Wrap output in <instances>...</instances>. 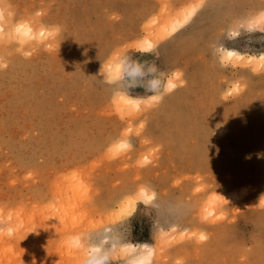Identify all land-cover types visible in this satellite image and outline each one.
Returning <instances> with one entry per match:
<instances>
[{
  "label": "rangeland",
  "instance_id": "rangeland-1",
  "mask_svg": "<svg viewBox=\"0 0 264 264\" xmlns=\"http://www.w3.org/2000/svg\"><path fill=\"white\" fill-rule=\"evenodd\" d=\"M0 6L10 9L8 26H62L56 40L29 45L28 59L15 43L0 44L9 61L0 71V264H80L66 236L108 224L125 230L131 209L121 198L145 183L190 205L167 239L152 240V220L142 211L132 216V240L155 243V264H264V70L247 63L222 69L210 47L264 53L262 31L223 36L229 26H264V0ZM139 40L157 45L156 53H136ZM115 52L181 69L187 85L158 107L127 108L99 81L101 63ZM233 81L244 87L232 92ZM117 139L132 149L116 155L110 146ZM141 157L152 163L139 167ZM200 234L208 236L203 243Z\"/></svg>",
  "mask_w": 264,
  "mask_h": 264
},
{
  "label": "clouds",
  "instance_id": "clouds-1",
  "mask_svg": "<svg viewBox=\"0 0 264 264\" xmlns=\"http://www.w3.org/2000/svg\"><path fill=\"white\" fill-rule=\"evenodd\" d=\"M10 9L0 6V44L9 41L17 45L20 54L28 59L32 50L29 45L46 44L56 38L62 32V26L58 24L47 25L40 23L38 26L28 20L15 21L7 25ZM42 15V13H37ZM258 15L264 16V12ZM113 18H118L115 15ZM264 32V26H256L246 23L237 27L229 26L223 33L224 39L233 41L243 33ZM264 41V36L258 37ZM211 55L222 69L236 68L247 63V66L254 72L264 70V53L259 56L242 52L236 48L227 47L224 43H214L211 46ZM157 45L148 43L145 45L142 40L136 42L134 51L140 56L154 55ZM257 62L261 67L257 68ZM9 67V61L0 55V71ZM98 75L102 77L99 81L111 89L112 98H119L126 101L127 108L136 112L144 108L158 107L163 100L175 91L186 87L184 72L181 69L171 71L161 70L155 60L152 62L141 61L128 52H115L101 63ZM244 85L240 81H233L229 90L240 91ZM144 90L143 95H133L135 89ZM116 155L123 154L132 149L128 139H117L110 146ZM152 161L147 157H141L137 165L141 168L147 167ZM223 198V197H222ZM224 199V198H223ZM225 200V199H224ZM226 201V200H225ZM121 204H129L131 215L126 214L121 223L127 225L125 230H120L117 225L108 224L95 230L74 233L66 236L64 245L70 251L79 254L80 264H155L157 249L155 243L134 242L132 240V229L130 220L136 211L140 210L145 216L152 220L151 237L167 239L169 229L175 231L181 221L189 212L190 205L181 198L164 199L159 192L149 183L141 184L134 191L124 195ZM160 224L157 226L156 221ZM9 235L13 234L8 229ZM5 230L0 228V235ZM208 239L205 234H200L199 242L203 243ZM176 264H180L177 260Z\"/></svg>",
  "mask_w": 264,
  "mask_h": 264
},
{
  "label": "bare ground",
  "instance_id": "bare-ground-1",
  "mask_svg": "<svg viewBox=\"0 0 264 264\" xmlns=\"http://www.w3.org/2000/svg\"><path fill=\"white\" fill-rule=\"evenodd\" d=\"M263 12H264V11H263ZM188 15H189V13H188ZM259 18H260V19H259L260 21L264 20V16H260V15H259ZM185 21H186V20H185ZM149 42H150L149 40H148V41L146 40V44H148ZM121 101H123V100L121 99ZM123 103H127V102H126V101H123Z\"/></svg>",
  "mask_w": 264,
  "mask_h": 264
}]
</instances>
